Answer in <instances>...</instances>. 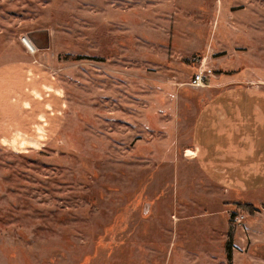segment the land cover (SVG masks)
<instances>
[{
	"label": "rangeland",
	"instance_id": "rangeland-1",
	"mask_svg": "<svg viewBox=\"0 0 264 264\" xmlns=\"http://www.w3.org/2000/svg\"><path fill=\"white\" fill-rule=\"evenodd\" d=\"M201 60L264 73V0H0V264H264V189L186 160Z\"/></svg>",
	"mask_w": 264,
	"mask_h": 264
},
{
	"label": "crops",
	"instance_id": "crops-1",
	"mask_svg": "<svg viewBox=\"0 0 264 264\" xmlns=\"http://www.w3.org/2000/svg\"><path fill=\"white\" fill-rule=\"evenodd\" d=\"M242 73H213L200 90L186 149L191 152L186 160L197 164L207 186L225 198L264 189V73Z\"/></svg>",
	"mask_w": 264,
	"mask_h": 264
},
{
	"label": "built area",
	"instance_id": "built-area-1",
	"mask_svg": "<svg viewBox=\"0 0 264 264\" xmlns=\"http://www.w3.org/2000/svg\"><path fill=\"white\" fill-rule=\"evenodd\" d=\"M24 40L29 41L28 37H23L21 43L25 45ZM28 50V49H27ZM213 75V69L210 68L205 60H201L195 73L192 75L189 86L194 88H204L208 85L210 77ZM243 220V216L236 215L232 221L233 225L238 226Z\"/></svg>",
	"mask_w": 264,
	"mask_h": 264
},
{
	"label": "water",
	"instance_id": "water-1",
	"mask_svg": "<svg viewBox=\"0 0 264 264\" xmlns=\"http://www.w3.org/2000/svg\"><path fill=\"white\" fill-rule=\"evenodd\" d=\"M28 39L36 46L38 49L48 48V34L46 31L34 32L28 35ZM36 39H44V44H39Z\"/></svg>",
	"mask_w": 264,
	"mask_h": 264
},
{
	"label": "trees",
	"instance_id": "trees-1",
	"mask_svg": "<svg viewBox=\"0 0 264 264\" xmlns=\"http://www.w3.org/2000/svg\"><path fill=\"white\" fill-rule=\"evenodd\" d=\"M239 208H242V209L243 208H247V210H248V209H251L252 206L250 204H244L243 207L239 206ZM248 212L250 213L251 211H248ZM227 237H228V242H227V250H226L227 251L226 252V259H227L228 262H231V260H232L231 248H232V244H233L234 234H233V232H232L230 227L228 229Z\"/></svg>",
	"mask_w": 264,
	"mask_h": 264
},
{
	"label": "bare ground",
	"instance_id": "bare-ground-1",
	"mask_svg": "<svg viewBox=\"0 0 264 264\" xmlns=\"http://www.w3.org/2000/svg\"><path fill=\"white\" fill-rule=\"evenodd\" d=\"M24 42H25L24 46L28 49V51L34 53L35 52L34 47L30 44V42L27 40H24Z\"/></svg>",
	"mask_w": 264,
	"mask_h": 264
}]
</instances>
